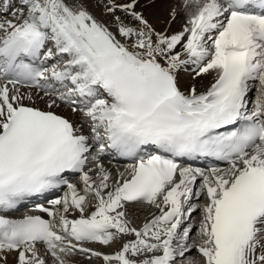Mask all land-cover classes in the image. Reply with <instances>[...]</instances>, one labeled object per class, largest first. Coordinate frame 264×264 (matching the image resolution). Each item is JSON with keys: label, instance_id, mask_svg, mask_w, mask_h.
<instances>
[{"label": "snow or ice", "instance_id": "snow-or-ice-1", "mask_svg": "<svg viewBox=\"0 0 264 264\" xmlns=\"http://www.w3.org/2000/svg\"><path fill=\"white\" fill-rule=\"evenodd\" d=\"M158 2L0 0V264H264V0Z\"/></svg>", "mask_w": 264, "mask_h": 264}, {"label": "bare ground", "instance_id": "bare-ground-1", "mask_svg": "<svg viewBox=\"0 0 264 264\" xmlns=\"http://www.w3.org/2000/svg\"><path fill=\"white\" fill-rule=\"evenodd\" d=\"M182 2L183 0H160V2H158L154 7L143 9L144 15L158 30H163L167 28L169 32H176L181 29V26L184 22V13L181 10ZM173 7L177 9L180 15L177 16L175 22H171L169 24V10ZM190 73L191 71H186L185 74ZM183 81L185 82L184 84L180 83L182 88H187L188 86L194 85L197 87L198 90H203L212 81V75L209 74L203 77H197L193 80L184 77ZM117 159V157H108L106 155L101 162L105 165V167L113 170L123 169L124 165L120 166L119 168H116L117 165L115 162ZM126 207L128 210L129 218L135 222V226L137 227L142 226V224L146 222V219L151 218V215L157 211L155 208H152L154 211L152 209L150 210L149 205L143 206L144 208L147 207V211L144 208L141 210V206L139 207V205L137 204L127 205ZM93 247L103 252H113L117 249L118 246H113L114 248L112 249L110 247L100 245H94ZM78 260L80 261V264H88V261L85 260L83 257H79ZM96 261L97 260L94 259L92 261V264H96Z\"/></svg>", "mask_w": 264, "mask_h": 264}, {"label": "rangeland", "instance_id": "rangeland-1", "mask_svg": "<svg viewBox=\"0 0 264 264\" xmlns=\"http://www.w3.org/2000/svg\"><path fill=\"white\" fill-rule=\"evenodd\" d=\"M191 74V73H190ZM184 77H186V78H189V74H185V76ZM140 207V206H139ZM144 207L143 206H141V210L143 209ZM150 208V210L152 209V208H154V207H152V206H150L149 207ZM144 209H146V211L148 210L147 209V207L146 208H144ZM153 210V209H152ZM143 212V211H142ZM138 222V221H137ZM135 223V222H134ZM111 248V247H110ZM96 264H101V261H96Z\"/></svg>", "mask_w": 264, "mask_h": 264}]
</instances>
